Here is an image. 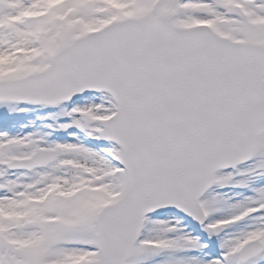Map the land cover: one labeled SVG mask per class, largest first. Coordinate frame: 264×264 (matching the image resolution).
Returning a JSON list of instances; mask_svg holds the SVG:
<instances>
[{
  "label": "rangeland",
  "instance_id": "374dc122",
  "mask_svg": "<svg viewBox=\"0 0 264 264\" xmlns=\"http://www.w3.org/2000/svg\"><path fill=\"white\" fill-rule=\"evenodd\" d=\"M156 1L0 0V80L46 68L72 39L114 18L147 14ZM238 4L248 12L247 20L234 15ZM43 12L49 14L39 16ZM13 15L22 21L10 19ZM173 16L179 25L208 21L224 35L264 42V0H188ZM111 102L106 94L95 95L69 107L68 114L65 104L0 101V264H86L98 257L96 217L127 187L126 172L117 163L121 149L100 126L112 113ZM57 134L69 139L57 140ZM38 146H60L66 156L47 169L7 172V160L30 155ZM203 203L210 220L198 254L213 248L230 227L219 250L224 257L206 263L192 255L194 246L185 236L193 230L170 214L148 221L129 264H223L224 259L264 264V252L247 262L239 258L246 242H264V136L254 162L219 175Z\"/></svg>",
  "mask_w": 264,
  "mask_h": 264
},
{
  "label": "water",
  "instance_id": "95a60500",
  "mask_svg": "<svg viewBox=\"0 0 264 264\" xmlns=\"http://www.w3.org/2000/svg\"><path fill=\"white\" fill-rule=\"evenodd\" d=\"M138 24L140 30L135 32L133 29L115 26L107 31H103L95 34L92 38L93 42H99L106 37H119L123 36L120 40L119 45L122 50H127L126 55L122 58L110 57V58H100L96 57L95 53H84L88 57L83 63L80 64V68L84 71L89 80H84V84L100 85L104 89H112L116 101L119 103V109L122 110L128 107L132 111H137L138 106L134 105L136 103V95H138L137 90L145 89L148 84H143V79L148 80L153 76H157L156 64L157 60L150 58V46H169L172 45L174 41L179 37L183 30L177 29L170 22L169 17L166 14L163 15H148L143 16L138 19ZM114 37V38H115ZM77 42V43H76ZM72 46V49L76 52L84 49L85 43L76 41ZM59 52L54 61L55 64L60 56V54L65 50ZM93 57H95L93 59ZM78 58V56H77ZM97 62L99 69L95 70L91 64V61ZM117 59V61H116ZM119 59V60H118ZM78 64V62H76ZM54 64V65H55ZM79 66V65H78ZM160 74V73H158ZM143 78V79H142ZM75 92H78L86 85H76ZM140 110V108L138 109ZM131 117L133 119L134 125L130 124L124 128L122 134L132 143H124L126 149L125 155V165L129 168V161L132 155L137 153L138 156H144L148 154L145 149L136 150L139 145V137L141 136V130L144 127L137 125L135 120V114L132 112ZM116 132V131H115ZM261 132L257 133L259 137ZM177 146V145H176ZM174 146V147H176ZM183 150H190L191 142H182ZM130 185L129 190L126 194V199L123 204L130 203V212L137 214L135 223L134 219L129 220V223L134 225L133 233L136 238L140 229V222L142 216L151 212L155 208V196L152 195V191L149 188H142L141 186L134 185V178H129ZM187 182V181H185ZM187 187L189 185H186ZM193 189V188H192ZM200 194L197 195V197ZM115 208V209H114ZM118 207L112 206L107 210V208L101 212L99 218L97 219V224L99 227V239L101 242V260L94 264H123L126 257L129 255L130 248L127 247L126 235L128 233L123 232L122 236L119 235L118 231L123 227L122 221H117L119 223L115 224V227H110L112 220L115 221L116 215L112 217L113 213H117ZM136 231V232H135ZM120 237V238H119ZM119 238V240H118ZM118 240V241H117ZM115 241L119 242L114 249ZM115 251L121 252L120 259L112 260Z\"/></svg>",
  "mask_w": 264,
  "mask_h": 264
},
{
  "label": "bare ground",
  "instance_id": "6f19581e",
  "mask_svg": "<svg viewBox=\"0 0 264 264\" xmlns=\"http://www.w3.org/2000/svg\"><path fill=\"white\" fill-rule=\"evenodd\" d=\"M237 205H238V204H237ZM237 205H235V207H236ZM185 238L188 239V240L186 241V243L190 241V242H191L190 244H191L192 246H198V244L195 243L194 238H190V237H185ZM230 255H231V253H230ZM233 264H235V262H234Z\"/></svg>",
  "mask_w": 264,
  "mask_h": 264
}]
</instances>
